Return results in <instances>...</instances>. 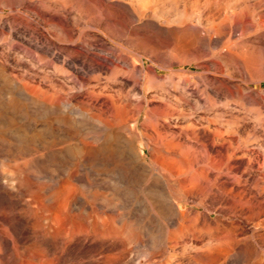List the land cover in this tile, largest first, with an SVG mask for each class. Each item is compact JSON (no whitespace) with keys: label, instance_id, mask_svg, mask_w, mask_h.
<instances>
[{"label":"bare ground","instance_id":"6f19581e","mask_svg":"<svg viewBox=\"0 0 264 264\" xmlns=\"http://www.w3.org/2000/svg\"><path fill=\"white\" fill-rule=\"evenodd\" d=\"M0 43L12 87L0 93V264H264L244 135L236 176L210 166L193 149L200 115L225 106L191 100L196 87L170 101L181 83L158 79L188 57L242 78L264 70V0H0ZM18 50L55 68L29 69ZM19 68L44 92L20 88L7 74ZM121 82L137 93H105Z\"/></svg>","mask_w":264,"mask_h":264},{"label":"rangeland","instance_id":"374dc122","mask_svg":"<svg viewBox=\"0 0 264 264\" xmlns=\"http://www.w3.org/2000/svg\"><path fill=\"white\" fill-rule=\"evenodd\" d=\"M17 52L19 59H21L22 63H24V65L29 69L35 70L36 68V70L39 69L38 71L40 73L43 72L51 73L55 68L54 65L56 64H53V62H49V64H46L48 66L44 65L42 67L44 63L38 62L36 55L26 52L23 53L22 50H18ZM11 56L12 57L10 58H15L14 54H12ZM209 61L207 62L195 61L192 57H188L186 58V62H188L189 64L184 62L182 64L174 65L173 67H171V69L168 70L169 72L166 71L165 73H162L158 77V79L162 80L163 78H165L167 74L168 75L170 74V76H172L173 83H175L176 81L178 85L181 83L179 85L178 91H170L168 93V96L172 97V98L168 97L170 101H172L174 97L177 98L178 95L180 94H181L180 97L183 96V94H185L186 96H191L192 89L196 87L198 92L195 94V96L191 98V100L197 101L198 103H200V105L203 103L201 106L203 105L205 106V103L208 100H210V102L215 101L214 104L218 108L217 113L218 112L222 113L223 111L221 110V108L222 107L224 108L225 106L224 109L227 111V113H225L226 115L224 114V117L222 118L220 117L217 118L215 117L216 119L213 118L214 117L213 113L200 115L201 117L202 116L204 117L200 121L201 124L199 123L200 126L198 128L200 129L199 130L200 135L198 137L199 139L193 145V149L194 150L196 149L195 151L197 156L198 153L201 152V154L199 153L200 155H202V156L199 155L201 159L203 158L207 159L208 153L210 156L212 155L211 158H209L210 156L208 155V160L209 159L211 160H209L207 163L209 165L212 164L210 166H214V168H216V166L217 168L218 167L221 168L223 166L226 167V165L230 163L231 166H233L231 168L234 169L230 177H232L233 175L236 176L238 174V173L236 174L235 168L238 165V161L236 160H238L237 158L239 157V153L237 152L239 147V138L242 135H244L242 137L244 138V141H246L245 153H244L245 154L244 162H245V167L247 168V174L245 176V181L247 184L246 187L252 190L256 188V186L258 185L257 187L263 189V193H264V70L263 68L255 70L253 72H250L246 78H242L238 73V71L235 69V67H233V65H231L229 62L219 59H215V61L213 60L212 61L209 60ZM31 63H33V65ZM149 65H150L149 62H146L145 67L148 66L147 68L149 72H151V74L153 75V69ZM193 71L194 73H192ZM7 74L11 79L12 78L15 79V82L18 84V86L19 87L21 86L20 88L26 90L30 94H38L39 92L41 93L44 92L43 88L37 85V83L29 80L28 75L22 68L21 69L19 68L17 69V71L14 72L8 70ZM69 74L71 75V73ZM174 75L175 76L178 75V76L175 77ZM182 75L184 79L187 77V79L185 80L188 81L182 79ZM188 77L191 78V80L193 81L191 82V80ZM193 82L194 84L192 86ZM11 90H12L11 86L7 84H2L0 81V93L3 94L8 93L11 92ZM104 91H106L105 93L110 96L117 95L120 92L122 94V91L123 93L124 92L127 93L128 91L131 93L130 89L126 87V85L122 82L113 88L104 89ZM41 93H39V95ZM132 93L136 94L137 92H132ZM171 95H173L174 97ZM0 97H1V103L6 101L5 96L1 95ZM15 99L18 100L17 98ZM17 103L18 105L21 104L19 100ZM147 107H148L147 111L149 112V114L155 115L157 113L159 114V112L162 111L161 110L162 107L160 104L158 105V103L151 104ZM205 115L209 116L210 118L205 117ZM203 119L205 120L204 122ZM160 120L163 121L164 119L161 118ZM215 120H218L217 121L218 123L223 124L222 125L223 127H221V129L219 128L218 124H216L217 122ZM219 121H221L222 123ZM224 121L227 123L224 124ZM241 122L245 123V128H243L242 133L239 132L240 131L239 127ZM227 124L228 127H225L227 126ZM207 134L210 136H208ZM212 141L215 142L213 143ZM212 145L216 147L215 152H211ZM218 149L220 153L218 152ZM206 150L208 152L205 153ZM255 152L260 153V156L257 157V154ZM230 164L228 165L230 166ZM148 173L142 180L143 184H149L152 181L156 180L154 179V177L157 178L156 170L152 168L148 169ZM152 215L156 219H158L157 215L154 212H152ZM161 223L164 227L165 226L164 223L162 221ZM244 230L246 231L247 235L249 234V236L253 233V230L250 227L245 226ZM260 233H261L260 230L255 232V234H260ZM256 241L261 244V242H259L260 240L257 237H255V239L254 238L250 239L249 241L250 246H248L247 249L248 251L252 249H258V247L261 246ZM139 262H141L142 264V259H140Z\"/></svg>","mask_w":264,"mask_h":264}]
</instances>
